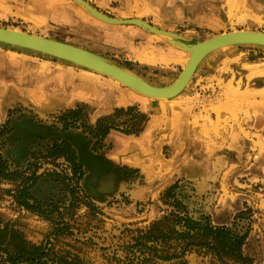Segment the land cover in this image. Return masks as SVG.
I'll use <instances>...</instances> for the list:
<instances>
[{
	"label": "rangeland",
	"instance_id": "1",
	"mask_svg": "<svg viewBox=\"0 0 264 264\" xmlns=\"http://www.w3.org/2000/svg\"><path fill=\"white\" fill-rule=\"evenodd\" d=\"M85 1L107 16L143 20L192 42L236 30L264 32V0ZM55 7L67 10L75 23H51L47 16ZM0 27L88 50L158 87L171 84L188 57L139 27L105 25L72 0H0ZM227 49L214 52L223 60L211 69L201 71V64L177 97L154 100L85 68L0 44V125L7 130L0 154L10 171L33 177L28 194L40 204L28 200L30 208L22 207L16 185L0 183V230L8 233L1 235L7 241H0V264H32L29 255L12 262L11 229L41 249L46 264H124L117 260L128 256L124 248L135 231L171 210L161 197L174 186L175 199L189 217L248 233L245 252L256 262L264 260V89H259L264 87V48ZM245 51L250 52L232 59ZM129 91L136 101L160 103L171 132L175 128L159 148L161 159L171 165L154 175L108 159L107 135L114 130L104 138L95 132L99 118L93 116V103ZM136 101L129 107L138 111ZM81 107L79 120L65 127L66 113ZM126 109L115 120L119 130L135 113L128 116ZM180 118L189 120V133L178 127ZM62 141L75 150L82 168L77 195L64 187L71 166L47 152ZM185 261L201 264L194 254Z\"/></svg>",
	"mask_w": 264,
	"mask_h": 264
},
{
	"label": "trees",
	"instance_id": "2",
	"mask_svg": "<svg viewBox=\"0 0 264 264\" xmlns=\"http://www.w3.org/2000/svg\"><path fill=\"white\" fill-rule=\"evenodd\" d=\"M80 110H70L66 113V126L75 125L81 116ZM127 115L134 113L135 109L127 107ZM124 109H115L113 115L101 117L96 121L95 132L99 137L104 138L111 130L121 132L126 135H139L148 117L135 111L131 118L125 122V129L119 130L120 125L115 120L118 114ZM70 122V123H69ZM68 123L70 125H68ZM7 130L0 125V142L4 140ZM49 157L54 160L64 158L65 162L73 170L71 177H65L67 188L71 193L76 194L77 184L83 177L81 166L77 164L75 150L66 142H61L53 146ZM18 171H10L7 162L0 154V183H18L17 193H19L22 207L30 208L27 200L28 191L33 185V177H28ZM75 181V183H73ZM71 182L73 185H71ZM176 187L167 189L161 197L164 205L171 210L159 220L152 222L144 230H136L132 237V244L126 248L128 256L125 257L124 264H154L156 261L173 264H187L186 255L195 254L201 259V264H264V260L256 262L246 250V236H240L223 226H212L207 220H194L189 217L186 207L175 199L174 190ZM75 197V196H74ZM73 197V198H74ZM6 229H1L0 234H6ZM10 241L18 240L20 246L16 249L20 254L26 251V244L21 234L13 229L10 230ZM6 241L2 236L0 241ZM25 254V253H24ZM61 264H80L79 261H63Z\"/></svg>",
	"mask_w": 264,
	"mask_h": 264
},
{
	"label": "water",
	"instance_id": "3",
	"mask_svg": "<svg viewBox=\"0 0 264 264\" xmlns=\"http://www.w3.org/2000/svg\"><path fill=\"white\" fill-rule=\"evenodd\" d=\"M72 1L83 7L93 17L105 23L119 26L132 25L151 34L165 37L163 39L170 45L189 53L185 67L182 68L177 78L171 84L158 87L121 68L111 60L59 40L0 27V44L33 51L89 69L111 77L132 91L155 100L171 99L178 96L190 83L201 62L218 50L241 46L264 48V32L262 31L236 30L221 33L203 41L192 42L181 35L153 27L143 20L135 18L117 19L107 16L85 0Z\"/></svg>",
	"mask_w": 264,
	"mask_h": 264
},
{
	"label": "crops",
	"instance_id": "4",
	"mask_svg": "<svg viewBox=\"0 0 264 264\" xmlns=\"http://www.w3.org/2000/svg\"><path fill=\"white\" fill-rule=\"evenodd\" d=\"M59 1L61 2L63 0ZM58 4L59 2H56L52 4V6H56ZM68 14L69 12L67 10L55 7L53 11L49 12L47 18L51 23H54L59 27H62L66 24H74L76 21L74 16L72 17ZM70 15H72V13H70ZM257 20L258 22H261L260 19ZM87 29L90 30L89 27H87ZM248 52L250 51L239 52L238 54L232 56V59L239 55H246ZM218 56V53H213L212 55L206 57L202 61V65L200 64V70L202 71L204 69L206 71L208 69H211L215 61H218L217 63H220L223 59L221 58V55L219 57ZM197 71H199V67ZM259 89H264V87H260ZM111 91L113 94L114 89H111ZM132 94L133 93L129 91L128 94L125 93L124 95H122L119 93V95L115 97L114 92V95L110 98L108 97V99L103 98L97 99V101L95 102L92 101L94 102L93 104L95 107L93 116L96 118H100L101 116L111 114L115 109H125L131 106L136 101L135 97H133ZM81 101L89 102V100L87 99H82ZM136 102H138V112L146 114L148 116V121L143 131L139 135H126L118 131H111L107 135V139L111 145L109 151L106 153V157L116 164L138 169L143 168L148 170L147 173L150 174L151 172L153 173L152 175H154L160 167L164 168L165 166L171 165V163L167 160L161 159V156L159 155V148L169 143V140H171L172 133L175 131V128H173V132H171L169 122H167L163 117L160 103H149L148 101L145 103L140 101ZM162 108L164 109V107ZM167 111L169 112L168 109ZM178 127L182 128L183 130L187 129V132L189 133V120H183V118H180Z\"/></svg>",
	"mask_w": 264,
	"mask_h": 264
},
{
	"label": "flooded vegetation",
	"instance_id": "5",
	"mask_svg": "<svg viewBox=\"0 0 264 264\" xmlns=\"http://www.w3.org/2000/svg\"><path fill=\"white\" fill-rule=\"evenodd\" d=\"M63 142V141H62ZM61 143V142H60ZM57 144H59V143H56V144H54L53 146H55V145H57ZM52 146V147H53ZM52 147H50V148H48L47 149V152H48V155H49V153H50V149L52 148ZM76 155V154H75ZM9 167V166H8ZM10 169V168H9ZM81 170H82V168H81ZM2 183V182H1ZM8 183H10V182H8ZM10 184H14V185H16V188H17V185H18V183H10ZM61 184H63V183H61ZM65 187V189L67 190V191H69V192H71L68 188H67V185H65L64 186ZM29 195V194H28ZM71 196H72V193H71ZM17 200H18V198H17ZM27 201L28 200H32V201H34L35 202V204H39V203H37L31 196H29V198L28 199H26ZM74 204V198H73V201H72V203H71V205H73ZM40 205V204H39ZM192 218V217H191ZM193 219V218H192ZM207 220L209 223H211V221L209 220V218H201V219H198V220ZM195 220V219H194ZM211 225L212 226H223V227H226L225 225H223V224H213V223H211ZM226 228H228V227H226ZM229 229V228H228ZM231 230V229H230ZM16 231V230H15ZM232 231V230H231ZM18 232V231H17ZM233 232H237V231H233ZM237 233H239V232H237ZM240 234V233H239ZM1 235H3V234H0V237H2ZM246 236L247 238H246V246H247V243H248V238H249V234L248 233H246V234H243V235H241L240 234V236ZM22 236V235H21ZM10 235H9V237H8V239H10ZM23 238V237H22ZM23 240H24V238H23ZM7 241V240H6ZM25 241V240H24ZM9 242H11V246H12V248H13V250H14V252H15V257L14 258H12L11 260H12V262H13V259H15V258H17V257H20V259H22L23 257H25L26 255H29L31 258H32V260H31V263L33 264L34 262H36V263H38V264H46V263H43L42 262V259H44L46 256H45V254H42L41 253V249H39V248H37V247H35L34 245H31V244H29V243H27L26 241H25V243H27L25 246H26V251L25 252H23V254H20L19 252H18V250L16 249L18 246H20V243L18 242V240H16V239H12V241H10L9 240ZM10 245V244H9ZM131 245V244H130ZM129 246V245H128ZM128 246H126L124 249L126 250V248L128 247ZM246 251V250H245ZM25 253V254H24ZM24 255V256H23ZM189 255H191V254H189ZM195 255V254H194ZM187 256V255H186ZM196 256V255H195ZM127 257V256H126ZM197 257V256H196ZM186 258V257H185ZM197 258H199V257H197ZM200 259V258H199ZM201 260V259H200ZM118 262H125V259L123 260V261H120V260H117ZM263 261V260H262ZM261 262V261H260ZM62 262H58V264H61ZM35 264V263H34Z\"/></svg>",
	"mask_w": 264,
	"mask_h": 264
},
{
	"label": "bare ground",
	"instance_id": "6",
	"mask_svg": "<svg viewBox=\"0 0 264 264\" xmlns=\"http://www.w3.org/2000/svg\"><path fill=\"white\" fill-rule=\"evenodd\" d=\"M81 7V6H80ZM82 9H83V7H81ZM84 10V9H83ZM85 11V10H84ZM86 12V11H85ZM87 14H89L88 12H86ZM92 18H95V17H93L91 14H89ZM95 20H98V21H100L99 19H97V18H95ZM100 22H102V23H105V22H103V21H100ZM105 24H108V23H105ZM108 25H111V24H108ZM114 26H119V25H114ZM157 36H159V35H156L155 36V38L157 37ZM159 37H161V38H165V37H163V36H159ZM158 38V37H157ZM167 42V41H166ZM168 43V42H167ZM172 46V45H171ZM17 48V47H16ZM175 48V47H174ZM177 49V48H176ZM223 49H226V48H223ZM25 50V49H24ZM177 50H181V49H177ZM183 52H180V53H182L184 56H185V54L187 53L188 54V57H187V59H186V61H185V63L187 62V60H188V58H189V53L188 52H186V51H184V50H182ZM186 52V53H185ZM50 57V56H49ZM140 58H142V57H140ZM154 58V57H153ZM144 59H147V58H144ZM155 59V58H154ZM140 60V59H139ZM142 60H143V58H142ZM156 60V59H155ZM153 61V60H152ZM164 61V60H163ZM162 61V62H163ZM146 62H148V61H146ZM161 62V61H160ZM150 64H155V62H149ZM158 63V62H157ZM156 63V64H157ZM184 63V59H183V65L185 64ZM83 68V67H82ZM86 69V68H85ZM87 70H89V69H87ZM91 71V70H90ZM92 72H94V71H92ZM95 73H97V72H95ZM98 74H100V73H98ZM100 75H102V74H100ZM103 76H105V75H103ZM107 77V76H106ZM109 78H111V77H109ZM111 79H113V78H111ZM113 80H115V79H113ZM111 81V80H110ZM115 83H118L119 81H117V80H115L114 81ZM120 83V82H119ZM121 84V83H120ZM126 87V86H125ZM128 88V87H127ZM129 89V88H128ZM131 90V89H130ZM134 92V91H133ZM136 93V92H135ZM138 94V93H137ZM145 97V96H144ZM177 97V96H176ZM147 98H149V97H147ZM175 98V97H174ZM150 99H152V98H150ZM171 99H173V98H171ZM155 100V99H154ZM159 100H170V99H159Z\"/></svg>",
	"mask_w": 264,
	"mask_h": 264
}]
</instances>
